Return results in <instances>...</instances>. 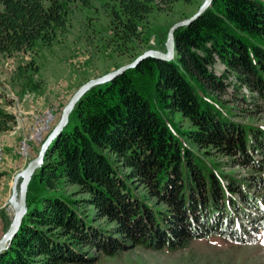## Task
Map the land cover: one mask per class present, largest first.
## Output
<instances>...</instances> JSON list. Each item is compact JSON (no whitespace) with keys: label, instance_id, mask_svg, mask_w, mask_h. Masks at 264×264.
Masks as SVG:
<instances>
[{"label":"trees","instance_id":"trees-1","mask_svg":"<svg viewBox=\"0 0 264 264\" xmlns=\"http://www.w3.org/2000/svg\"><path fill=\"white\" fill-rule=\"evenodd\" d=\"M105 1L113 4L110 26L120 39L136 36L153 10L190 2ZM74 2L89 7L91 0H0V53L30 50L37 42L50 46L65 31ZM174 44L172 61L146 59L78 100L31 177L27 212L0 264L91 263L84 248L106 255L135 247L176 251L193 240L255 244L264 236V126L226 116L207 89L226 88L233 74L243 102L264 111V2L213 0L201 17L175 31ZM216 61L225 68L218 76ZM135 74L149 76L162 107L188 122L174 126L185 145L152 110ZM14 121L0 107V132ZM234 166L252 171L242 178L223 170ZM63 185L77 186L84 198L51 193ZM82 205L112 227L88 223Z\"/></svg>","mask_w":264,"mask_h":264},{"label":"rangeland","instance_id":"rangeland-1","mask_svg":"<svg viewBox=\"0 0 264 264\" xmlns=\"http://www.w3.org/2000/svg\"><path fill=\"white\" fill-rule=\"evenodd\" d=\"M203 1H179L163 10L155 9L139 24L136 36L124 39L115 36L111 30L112 3L91 0L90 6L84 7L74 2L69 6L65 31L59 32L50 46L37 42L30 50L11 55L0 53V107L15 119L8 124L6 131L0 132V195L7 191V195H12L14 177L37 156L44 139L60 119L64 107L83 84L133 62L146 51L166 53L165 43L171 27L193 16ZM213 70L218 76L225 68L216 61ZM187 78L201 95L202 90L196 82ZM134 79L150 101L152 110L168 125L181 145H185L186 141L179 133H175L174 126L177 127L180 122V126L186 128L188 122L181 120L178 113L172 117L162 107L153 93L149 76L135 74ZM234 81L233 74L229 73L227 87L221 90L208 87L209 96L219 102L221 106L214 103L226 116H232L236 121L264 126V111L243 102L240 93L233 88ZM242 92L247 93V89L243 87ZM49 114L54 116L49 130L42 133L41 141L30 140L28 157L22 156L21 141L28 138L32 129L37 127L36 118H47ZM192 148L203 153L200 149ZM214 159L224 164L229 161L225 156H214ZM223 170L242 178H246L252 171L246 166L223 167ZM123 171L122 168L118 169L119 176L126 181L134 195L142 197L141 188L137 191ZM77 192V186L63 185L51 193L74 201L84 198L83 194ZM79 212L88 223L102 228L112 227L104 219L95 220L94 210L90 207L82 205ZM12 217L9 204L3 205L0 209V238L8 230ZM241 221L245 222L244 218ZM83 251L94 257L91 263L66 264H264V236L261 234L255 244H237L220 237L193 240L186 248L176 251H150L140 247L113 255L88 248Z\"/></svg>","mask_w":264,"mask_h":264},{"label":"water","instance_id":"water-1","mask_svg":"<svg viewBox=\"0 0 264 264\" xmlns=\"http://www.w3.org/2000/svg\"><path fill=\"white\" fill-rule=\"evenodd\" d=\"M212 2L213 0H204L203 3L198 8L197 12L193 16H191L186 20L177 22L171 27V29L168 32L167 40L165 43L166 53H161L152 50L146 51L140 56H138L133 62L124 65L111 73L89 80L73 94V96L70 98V100L64 107L60 119L58 120L56 125L52 128V130L47 135L45 140L43 141L37 156L28 163L25 169L20 171L14 177L13 191L8 202L13 217L8 230L0 238V252L4 251L8 247L11 240L18 232L22 224V220L27 212L26 195H27L28 184L31 180V177L35 173V171L42 166L46 152L51 146V144L55 141V139L61 134L63 129L67 126L69 121V115L71 114L78 100L91 88L111 82L114 78L120 76L125 71L130 69H135L142 61L146 59H155L165 62L172 61L175 56V44H174L175 31L178 28L188 26L190 23L201 17L204 14V12L211 6ZM18 184H19L18 186L19 190L17 192L16 186Z\"/></svg>","mask_w":264,"mask_h":264},{"label":"built area","instance_id":"built-area-1","mask_svg":"<svg viewBox=\"0 0 264 264\" xmlns=\"http://www.w3.org/2000/svg\"><path fill=\"white\" fill-rule=\"evenodd\" d=\"M51 117L54 119V116L53 115H51ZM53 119L50 120V121H48V118H43V119L42 118H36V125H37V127L36 128H33L31 135H29L28 138H24L21 141V143H20V153H21L22 156H23V151H29V141L30 140H33L34 139L35 141H41L42 133H44L45 131H48L49 130V128H50L49 124L53 121ZM45 121H47V123H45ZM44 125L46 126V128H44V129H42V131H40L39 138L37 140L35 138V133L38 130H40Z\"/></svg>","mask_w":264,"mask_h":264},{"label":"crops","instance_id":"crops-1","mask_svg":"<svg viewBox=\"0 0 264 264\" xmlns=\"http://www.w3.org/2000/svg\"><path fill=\"white\" fill-rule=\"evenodd\" d=\"M8 192V191H7ZM7 192H3L1 195H0V209L2 208L3 205L7 204L9 202V199L11 197V195H7Z\"/></svg>","mask_w":264,"mask_h":264},{"label":"bare ground","instance_id":"bare-ground-1","mask_svg":"<svg viewBox=\"0 0 264 264\" xmlns=\"http://www.w3.org/2000/svg\"><path fill=\"white\" fill-rule=\"evenodd\" d=\"M51 115L52 114H49L48 116H47V118H48V121H50V120H52L53 118L51 117ZM45 123H47V121H45ZM44 128H46V126L44 125L40 130H38L36 133H35V138L38 140V138H39V133H40V131H42V129H44ZM28 153H29V151H23V155H25V156H27L28 157Z\"/></svg>","mask_w":264,"mask_h":264}]
</instances>
